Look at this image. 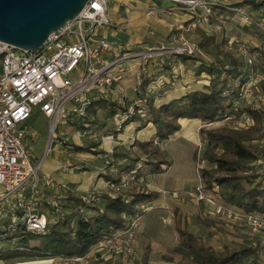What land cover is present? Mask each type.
Here are the masks:
<instances>
[{
	"label": "built area",
	"instance_id": "2783aa9c",
	"mask_svg": "<svg viewBox=\"0 0 264 264\" xmlns=\"http://www.w3.org/2000/svg\"><path fill=\"white\" fill-rule=\"evenodd\" d=\"M157 1L168 2L171 10L191 15L202 11L205 22L211 20L217 8L233 11L244 23L253 25L264 36V15L255 17L245 6H234V0ZM158 11L155 4L145 9L146 15L152 17L157 16ZM216 17L219 21L225 18L223 14ZM125 28L126 25L109 18L108 0H89L73 20L52 32L34 51H24L0 40V220L6 229V232L0 233V237L12 234L18 228L44 233L50 222L47 205L58 202L51 199L45 190L47 185L54 184L53 178L41 174V160L34 161L29 148L25 146L27 132L34 134L25 126L26 121L37 108L54 125L67 113L69 103L74 104V110L82 113L91 102L92 95L108 97L113 93L126 74V61L144 57L140 53L119 51L118 44L107 39L108 34L116 37V33ZM149 34L154 33L149 31ZM179 38L181 44L171 46L168 51L191 54L192 45ZM238 51L247 65L254 64V51L244 43L238 44ZM154 52L150 49L148 57H152ZM260 80L253 71L249 72L248 80L238 87L237 98L233 102L234 112L228 116L230 119L236 118L240 101L258 92ZM124 102V98L118 97V105ZM141 103L142 98L132 100L128 105L129 113H133V106ZM125 114L117 113L118 127L127 118ZM244 121L245 125H249L252 119L245 113ZM262 128L264 130V122ZM256 163L263 164L261 161ZM56 186L61 190L69 188L66 183H57ZM195 195L198 201L206 199L207 204L213 206L215 215L241 218L252 232H264L262 215L228 207L217 202L216 196L219 195L211 192L204 195L200 191ZM123 218V226L100 243L102 252L99 258L121 259L123 264H146L138 256L133 240L139 216L123 215ZM86 258L85 254L71 259L84 261Z\"/></svg>",
	"mask_w": 264,
	"mask_h": 264
},
{
	"label": "trees",
	"instance_id": "16d2710c",
	"mask_svg": "<svg viewBox=\"0 0 264 264\" xmlns=\"http://www.w3.org/2000/svg\"><path fill=\"white\" fill-rule=\"evenodd\" d=\"M232 4L260 9L264 1L234 0ZM213 44L218 46L211 35L204 36L202 41L197 43L200 48ZM260 51L264 66V49ZM179 57L186 60L192 56L180 54ZM219 66L218 69L212 63L200 65L198 73L205 71L210 76L209 83L202 89L189 90L183 95L159 104L155 103L153 94L145 92L137 95L136 98H142L143 103L133 106L134 113H129L130 103L126 102L127 106L124 107L108 97L96 95H92L93 98L87 109L98 105L108 116H113L121 110L127 117L123 121L124 124L134 121L138 128L150 122L155 128L158 139L164 141L179 130L181 118L210 122L233 111L238 87L247 77L241 75L233 62L230 67L225 63ZM236 78H239V82L234 86L233 80ZM146 82L147 79H143V87ZM137 111L144 113L145 116L141 117ZM241 112L252 118V125L246 128L224 126L217 129H200V136L205 145L202 159L206 165L199 169V176L204 189L209 190L213 183L217 184L218 194L224 205L244 213H258L264 217V170L254 164L259 160L264 164V147L257 143L263 132L261 128L264 110L248 106ZM133 146H136L139 154L114 153L115 157H126L127 160L121 167L117 179L113 181L118 180L121 172L129 173L137 170L136 165L142 160L141 155L146 157L143 161L145 168H149L150 174L161 172L160 165L163 163L171 165L159 147L151 141L135 140ZM75 148L84 150L81 147ZM156 197L157 193L144 192L136 186L113 194L94 193L91 200L67 195L64 201L59 199L56 205H47L50 222L44 233L18 228L12 234L2 237L6 239L7 244L0 246V260L12 263L16 259L29 256L28 252L35 257L83 256L93 245L111 236L123 226V215L139 214V207ZM174 219L179 239L170 251L178 256V264H263L259 260L258 244L242 242L216 250L186 228L178 210H174ZM1 226L0 233L6 232L5 224ZM143 261L146 263L145 257Z\"/></svg>",
	"mask_w": 264,
	"mask_h": 264
},
{
	"label": "rangeland",
	"instance_id": "374dc122",
	"mask_svg": "<svg viewBox=\"0 0 264 264\" xmlns=\"http://www.w3.org/2000/svg\"><path fill=\"white\" fill-rule=\"evenodd\" d=\"M119 2L127 3L128 0H108L109 7H113ZM246 9L248 12H250L248 7H246ZM121 11L122 8H120V12ZM177 12H180V10H177ZM258 13H255V11H253L252 14L255 17H257L259 15ZM168 22L171 24L173 23L172 24L173 27L175 24L178 25L183 23L181 20L176 21L173 19H169ZM203 22L207 23L209 28V33L210 35L212 34L218 46H215L213 44L212 46L209 47L207 46L204 48H200L197 45V39L193 35L194 33L192 31L185 30L181 32L180 35L176 34L178 35L175 38L176 40L173 39L168 40V38H166V40L162 41V44L159 45L158 44L149 45L145 49L136 48L126 51L128 53L133 52V53L143 54L144 57L142 59V62L144 61L148 62V60L163 54L180 55V54H175L174 52H169L168 49L171 46L180 45L181 40L179 37H182L184 40L187 41L189 45H192L193 47V52L191 54L188 53H184V54L190 56L196 55V57L198 58L200 57L201 60L204 61V65L205 63L206 64L212 63L216 65L219 69L220 68L219 65L225 63L228 65V67H230L232 66V62H233L237 67L236 69L242 73L241 75L244 74L247 77L244 79L242 83H245L248 80V74L251 71H253L257 76L261 78L259 84L257 85L258 92L253 93V95L247 97V100L240 101L238 107L239 111L236 114L235 119H230L228 117L234 111L232 112L230 111V113L228 114H223L221 118H218L210 122H204L199 119L201 122L198 128L196 127L198 134L196 136L195 141L189 139L187 136L184 135L178 136L177 138L173 139L176 136V134H178L180 128L174 134H172L167 140L160 141L157 137L154 141H151L155 146L159 147L161 152L165 155L166 157L165 159L171 162L170 166L164 163L160 165L162 169L161 172L166 171L168 168L169 169L164 174L158 176V181H164L168 187L175 183H185L188 184L189 186H193L199 181V183L193 188L191 187L190 189L187 190H180V189L168 190V189H159V188L157 189V187H155L156 185L154 184V182H152V180L150 179V177L152 176H149V168L147 167L145 168L143 161L146 158L145 155H141L142 160L141 161L139 160V162L137 163L136 165L137 170L130 171L129 173L121 172L117 181H113V180L106 181L104 179L105 176L102 175L97 176L98 178H101V183L97 184V186L92 185L91 182L93 181L92 180L93 175L90 173L91 170H89V166H90L88 160L89 154H91V152L97 151L96 145L102 142L103 139L105 140L112 139V135L107 134L106 136H102L105 134V132H103L102 134H100L99 137L94 139L93 137L94 131L92 130L93 123H91L94 119L91 118V113L87 108L82 113H79L77 110L65 113L64 117L60 118L59 121L54 125H51V119L49 117L43 115L37 108H35L33 116L30 118V120H27L25 123V126L29 129V131L34 132V134H30L29 132H27V134L25 135L24 137L25 146L29 148L30 153L32 155V159L34 161L41 160L42 163L41 171L44 166H47V164H53V162H55L57 159V161L60 162V164L62 165L63 169H65L64 174L67 175L66 179L78 174L79 172H84L83 184L80 187L74 188L71 186L74 184H71L70 182H66L67 180H63L69 186L68 189L60 190L61 194L65 196L64 197L65 199L67 195H74L76 197H81L82 199L91 200L94 193H101V192L117 193L123 189H129L133 186H136L139 190H143L144 192H155L159 194L160 195L159 200L157 201L152 200L146 204H142L139 207L140 213L137 214V216H139L138 222L141 223V229H144L146 233H141V235L138 236V238L140 239L141 244H145L146 239L148 240L147 238L148 236L152 237V240H154L155 242L168 244L167 245L168 247H166L167 254L169 253L168 249L172 247V242L176 238L174 232L176 231L174 226L175 223L174 210H178L181 216L184 211L187 212V210H184L182 212L181 209L177 207L176 202L172 201V199H180L181 197H184L186 198V201H189L188 203H190V207H188L189 212L187 213L191 219L192 217H195V219L197 220L196 217H199L198 216L199 214L196 213H198V211L201 213L202 216L201 218H204L206 220L210 219V217L212 218L215 214L213 211V206L207 204L208 201L206 199H203L204 201L203 200L198 201L195 198L196 197L195 194L196 193L199 194L200 191L204 195H207L208 192L213 193L215 196L216 194L219 195L218 194L219 189L217 184L213 183L211 189L207 190L203 188V185L200 180L199 169L206 165L205 161L202 159V152L204 150L205 145H204V141L200 136V132H199L200 129H217V128H222L224 126H231L235 128H246L253 124V120L249 125H245L246 124V122L244 121L245 113L241 112V110L248 106L264 110V66L262 65L261 62L262 60H261V51H260L261 49H264V47L261 48L260 46H257L259 45V43L260 44L262 43L264 45L263 37L257 34V37H255V39H257V42H255V40L251 41V39L247 37L245 33H242V27L245 25L252 27L254 29L256 28L251 24L244 23L237 15H233V14L226 15L224 18V22H217V21L211 22V20L209 22H205V21ZM149 30L151 29L145 28L139 31L140 32L139 34L144 35L142 37L144 42L151 40V38L147 36V32ZM176 30L178 29L174 27L173 31ZM254 32L253 34H255ZM168 35L166 37H168ZM163 37H165V35L161 36V38ZM165 41L170 43L166 44ZM239 43H244L247 47H249V49H251L252 51H254V53H256V60L253 65L249 66L246 64L245 59L238 51ZM150 49L154 50L155 54L149 58L147 52ZM198 51L203 52L205 58H202L201 57L202 55H200ZM178 70L179 69L175 71ZM238 82H239V78L234 79L233 80L234 86L237 85ZM134 83H136V81ZM132 95L133 94H125V92L122 91L118 83L116 85V90L113 93H111L108 96V98H110L111 101H116L117 103L118 97H122L124 98L125 102L120 106L126 107L127 106L125 104L126 102L129 104L131 100H134L136 98V96L132 98ZM260 97L262 99H260ZM132 111L133 113L135 112V110ZM119 112L122 111L120 110ZM139 112L140 111H137V113L141 117L145 116L144 113H139ZM116 115L117 113H115L113 116H110L111 122L109 123L111 126L108 128L110 132L112 131V129H117L118 131L119 130L121 131V129H123L124 126L126 125L124 124V122H122L120 123V127H118L117 122L119 120L116 117ZM181 119H179V124ZM131 123H134V121L128 124ZM261 129L263 131L261 138L263 139L260 138L261 141L259 139L257 143L264 147V130L263 128ZM133 142L132 144H128L127 141V143H125V145L123 146V149L125 150L127 148L129 153L130 152L137 153V148L136 146H133ZM75 147H81L84 150H78ZM86 147H88L89 149H85ZM80 164H84L85 166L80 167L79 166ZM105 164L109 165L108 163ZM254 164L256 165L257 163ZM257 165L258 168L262 166L261 163H258ZM115 171L117 170H113L114 173ZM41 174L43 173L41 172ZM115 179H117V177ZM216 197H217L216 201L222 203L220 197L219 196ZM190 199L194 200L197 203V205L193 204L194 202H192ZM192 209L196 214L195 215L193 212L194 216L190 215L192 213ZM228 221L233 222V220L231 219H228ZM1 224H3V222L0 220V226ZM228 224H229L228 226L230 227L233 226L232 223L228 222ZM244 226L240 225L239 230H241V233L245 235L246 239H248V237L256 239L258 236H255V234L256 235L261 234L259 232H252L250 228L247 226V224L245 227ZM217 227L227 228V226H225V223H222V226H217ZM1 229L0 232L2 231ZM6 244H7L6 239L0 237V246H5ZM259 250H260L259 251L260 258L264 259V247L262 246L259 247ZM28 254L29 256L25 258L16 259V261L12 263L3 261L4 263L0 262V264H64L63 257H59V256L35 257L30 255V252H28ZM93 262H94L93 260L91 261L88 260V264H102V262L100 261H97V263H93Z\"/></svg>",
	"mask_w": 264,
	"mask_h": 264
},
{
	"label": "crops",
	"instance_id": "0c3cea01",
	"mask_svg": "<svg viewBox=\"0 0 264 264\" xmlns=\"http://www.w3.org/2000/svg\"><path fill=\"white\" fill-rule=\"evenodd\" d=\"M154 4L159 8L157 16L152 17L146 15L145 9ZM246 7L249 8L251 14L253 13V11H255V13L259 12V15L257 17L264 15V5L260 9H251L249 6ZM120 8H122L121 12ZM217 14H223L224 17L228 14L236 15L233 11H227L223 8H217L214 10V15L211 17V22H224V20L219 21L217 19ZM108 16L114 22L126 25V28L123 31L116 33V37L120 40L117 50L122 52H126L130 49L136 48L145 49L149 45H159L162 44V41L166 40V38H168V40H176L175 38L185 30L192 31L194 33L193 35L196 37L197 43L199 41H202L204 36H210L208 25L202 20V11H198L195 15H191L189 13L181 11L177 12V10L170 9V5L168 2H160L157 0H128L127 3L119 2L113 7H109L108 4ZM169 19H173L176 21L181 20L183 23L178 25L175 24L174 27L178 30L173 31V23H169ZM145 28H150L151 30L149 31H153L154 33L153 35H148L149 31L147 32V36L151 38V40L146 42H144L142 39L144 35L139 34V31ZM253 32L255 34H253ZM242 33H245V35L249 37L251 41L255 40V42H257V39H255V37H257V34L261 35L264 38V36L259 31H257V29L245 25L242 27ZM162 35H165V37L161 38ZM167 35L168 37H166ZM165 42L166 44L170 43L167 41ZM257 46H260L261 48L264 47L262 43H259V45ZM198 52L200 53V55H202V58H205L203 52ZM199 58L195 55L186 60H183L179 57V55L163 54L148 60V62H142V59L139 58L129 59L126 61V74L124 78L119 82V86L121 87L122 91L125 92V94H133L132 98L146 92L154 95L155 103H162L179 95H183L184 92H187L189 90L202 89L204 85L209 83L210 76L205 71H200V73H198L200 65L204 64V61ZM177 69L179 70L175 71ZM143 79H147L145 87L142 86ZM135 81L136 83H134ZM70 111H74L73 103H69L67 105V113ZM89 111L91 113V118L94 119L91 122L93 123L92 130L94 131V139L99 137L103 132H105V134L102 136H106L107 134L112 135V139H103L102 142L98 143V145H96L97 151L91 152L88 157L90 164L89 170H91L90 173L93 175V181L91 182V184L97 186V184L101 183V178H98L97 176H105L104 179L106 181H111L118 176L119 170H121V167L124 165L127 159L126 157H115L114 153L117 152L128 154L129 152L127 148L125 150L123 149V146L125 145V143H127V141L128 144H132V142L135 140L154 141L157 136L155 128L151 123H148L142 128H138L137 123L134 122L131 124H126L124 128L121 129V131L112 129V131L110 132L108 128L111 126L109 123L111 122V117L106 114V111L100 108L98 105H95L94 108H89ZM30 118L28 120H30ZM200 122L201 121L199 119H181L180 130L173 139L177 138L178 136L184 135L189 139L195 141L198 134L197 128ZM137 153L139 154L138 150ZM259 161L263 163L262 160ZM105 163H108L109 165H106ZM79 166L84 167L85 165L80 164ZM113 170H117L115 171V173H117L115 174ZM261 170H264V164H262ZM166 171L159 172L157 174L149 173V176H152L150 177V179L152 180V182H154L157 189L187 190L191 187L193 188L199 183L198 181L193 186H189L185 183H175L168 187L164 181H158V176L164 174ZM41 172L44 175L51 176L54 180V184L47 185L45 189L51 199L59 200L60 198L62 199V201L63 199L65 200V196L61 194V189L56 186L57 183L70 182L71 184H74L71 185L74 188L80 187L83 184L84 172H79L78 174L66 179L67 175L64 174L65 169H63L62 165L57 161V159L55 162H53V164H47V166H44ZM107 177L110 178L108 179ZM63 180L67 181L64 182ZM1 191L2 186L0 185V192ZM159 197L160 195L157 194V197L154 199V201L159 200ZM190 200L194 202L193 204L197 205L194 200ZM172 201L176 202L177 207H179L182 212L184 210H187V212H189L188 207H190V203H188L189 201H186V198L181 197L180 199H172ZM187 212L184 211L182 214V222L186 226V228L189 231L193 232L196 236H198L204 243L210 245L216 250H220L225 246H233L235 243L242 242L258 244L259 247H264V232L257 235L255 234V236H258L256 239L250 237L246 239L245 235H243V233H241V230H239L240 225L244 226L245 224L246 226L247 224L245 220L241 218L231 219L233 220V222H230L228 221L229 218L223 215L214 214L212 218L210 217V219L206 220L204 218H201V213L198 211V213L196 214H199V217H196V220L195 217H192L191 219ZM193 212L194 211L192 209V213L190 215L194 216ZM228 222L232 223L233 226H228ZM222 223H225V226H227V228L217 227L222 226ZM174 232L176 238L172 242V247L178 242L179 239L177 232ZM141 233H146V231H144V229H141V223L138 222V225L135 227L133 232V240L136 245L138 256L142 260L143 257H145L146 264H178V256L172 254L170 251L172 247L168 249L169 253L167 254L166 247H168V244L155 242L154 240H152V237L149 236L147 237L148 240L146 239L145 244H141V241L138 238ZM102 241L103 240L96 243L90 248V250L86 253L87 258L84 260L85 262L74 261L71 258L63 257L64 264H88V260H93V263H97V261H100L102 262V264H123L121 259L103 260L99 258V255L102 252V248L99 245ZM259 260L264 264V259L260 258V254ZM0 262L2 263L3 260H0Z\"/></svg>",
	"mask_w": 264,
	"mask_h": 264
},
{
	"label": "water",
	"instance_id": "95a60500",
	"mask_svg": "<svg viewBox=\"0 0 264 264\" xmlns=\"http://www.w3.org/2000/svg\"><path fill=\"white\" fill-rule=\"evenodd\" d=\"M89 0H0V40L24 51L42 46L48 36L73 20ZM109 41L119 39L111 34Z\"/></svg>",
	"mask_w": 264,
	"mask_h": 264
}]
</instances>
